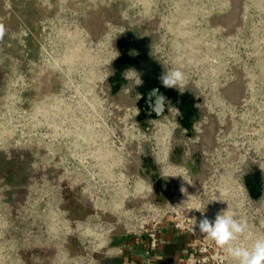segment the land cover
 Wrapping results in <instances>:
<instances>
[{
  "label": "rangeland",
  "instance_id": "obj_1",
  "mask_svg": "<svg viewBox=\"0 0 264 264\" xmlns=\"http://www.w3.org/2000/svg\"><path fill=\"white\" fill-rule=\"evenodd\" d=\"M0 23L6 27L0 41V264H116L103 249L94 252L85 236L56 228L86 219L118 223L112 245L125 240L121 219L90 217L93 210L79 187L50 186L54 213L44 229L40 115L48 98L83 99L93 86L100 92L124 33L151 38L152 55L163 70L180 68L183 89L202 98L193 136H184L175 121L156 122L168 133L174 127V141L199 157L192 178L200 195L208 178L216 185L225 164L242 173L245 161L264 162V143L260 152L249 151L254 140H264V0H0ZM124 90L114 96L113 141L131 152L130 171L140 176L144 158L158 168V143L152 135L144 142L131 136L136 122L118 118L132 117L136 109L134 95ZM169 137L163 144L168 146ZM8 187L11 195L2 192ZM251 205L244 204L238 218L249 224L248 246L264 235V195ZM75 207L86 214L76 216Z\"/></svg>",
  "mask_w": 264,
  "mask_h": 264
},
{
  "label": "built area",
  "instance_id": "obj_2",
  "mask_svg": "<svg viewBox=\"0 0 264 264\" xmlns=\"http://www.w3.org/2000/svg\"><path fill=\"white\" fill-rule=\"evenodd\" d=\"M109 76L110 72L103 77L106 86L101 87L100 92L93 86L86 98H75L74 94L67 99L57 98L53 103L54 100L50 98L44 102L40 115L44 151L41 163L44 172V229L48 230V219L54 213L49 209L50 186L56 184L58 190L74 186L79 187L82 198L91 206L93 211L90 217L121 219L119 224L126 238L115 246L110 236L117 230L118 223H98L86 219L73 221L72 225L66 226L64 222L56 225L62 233H78L88 238L86 242L94 252L103 249L105 256L120 259L121 264H162L159 252L167 242L168 233L172 232L185 237L186 247L182 252L175 253L168 264H234L222 249L199 233L198 227L194 233L188 219L195 217L199 222L206 216L214 220L218 212L227 208L238 219L244 204L251 208L255 201L248 196L236 168L229 165L221 174H216V185L212 186L208 178L202 186L204 194L200 195L188 169L169 161L167 145L166 156L159 157L158 145L155 152L157 173L160 179L166 181V186L160 187L167 190V195L159 198L158 188L150 177L130 171L129 160L133 159L131 152L124 145L120 148L114 146L116 132L111 122L116 102L109 95ZM75 93L79 94L78 90ZM78 104L85 107V110L82 109L84 114ZM121 116L124 120L130 118L136 122L132 123L131 136L144 142L145 138L152 135L158 143L155 132L151 129L145 131L136 121L137 109L132 117L124 113L119 114L118 118ZM149 125L152 127L151 123ZM181 188L185 191L182 192ZM214 198L220 200L211 201ZM77 202L82 203L80 200ZM196 208L203 211V214L194 210ZM12 226L11 231L15 234L16 227L14 224ZM88 264H92V261Z\"/></svg>",
  "mask_w": 264,
  "mask_h": 264
},
{
  "label": "flooded vegetation",
  "instance_id": "obj_3",
  "mask_svg": "<svg viewBox=\"0 0 264 264\" xmlns=\"http://www.w3.org/2000/svg\"><path fill=\"white\" fill-rule=\"evenodd\" d=\"M151 38L138 35L134 32L124 33L119 37L116 41V51L117 55L111 65L110 76L108 79L109 85V95L113 101L114 96L119 93L122 89H125V93L130 97L134 95V105L137 109V117L142 116L149 125V130L155 132L156 136L159 138L162 132L160 131L162 127L161 124H156L161 120L167 118L170 120L177 122V124L183 129L184 136L191 137L195 134V123L201 118L202 111L200 109L202 104V98L196 96L194 93L181 89L179 91L176 88H165L162 83L159 84L157 79L160 80V76L164 72L161 64L158 60L152 55L151 52ZM121 58V64L125 66V68L119 74L117 69L114 67V62ZM116 79V90L113 93V88L109 83V80ZM153 89H158L159 93L162 94L166 98V102L164 103V111L157 118H152L156 115L155 111L145 110L144 113L141 114L140 110L137 108V104L142 102L144 105H154L155 97L149 99V94ZM117 102V101H116ZM121 103V102H118ZM124 104V103H122ZM136 117V118H137ZM182 121L183 123H180ZM192 121V123H190ZM191 124L192 134L191 136L189 131L185 129V126ZM157 127V128H156ZM256 126H253L254 129ZM143 128V127H142ZM237 127L236 132L234 133L237 137H239L240 129ZM144 129V128H143ZM174 127L171 131H169L168 135V151H169V161L180 163L182 166L186 167L191 175L195 173L198 169L199 157L192 151L191 148H187L185 145L177 144L174 141ZM164 133H167L165 129H163ZM228 132V130L226 131ZM239 143V142H238ZM264 140L252 142V146L250 148V152L255 154L256 152H260L263 148L262 145ZM183 150L185 153V158L182 160L180 157V153ZM29 165H32L31 163ZM228 166V164H225ZM230 165V164H229ZM233 167L236 166L233 164ZM242 173H238L243 181L245 189L248 193V196L252 199V195H258V199L254 201H258L264 195V162L258 161L257 158H252L248 161H245L242 165ZM141 174L144 176H150L157 173V168L150 165L149 162L144 161V167L140 170ZM211 172H208L210 174ZM31 180V178L29 179ZM252 187L255 191L253 194L248 192L246 187V183ZM11 188L3 189V193L10 192Z\"/></svg>",
  "mask_w": 264,
  "mask_h": 264
},
{
  "label": "clouds",
  "instance_id": "obj_4",
  "mask_svg": "<svg viewBox=\"0 0 264 264\" xmlns=\"http://www.w3.org/2000/svg\"><path fill=\"white\" fill-rule=\"evenodd\" d=\"M5 34L6 27L0 23V41H3ZM160 81L165 88H176L181 91L185 86L186 75L180 68L169 69L162 73ZM152 97L156 99L155 104H150V107L159 115L163 111L166 98L158 89H153L149 94L150 101ZM181 191L184 192L185 189L181 188ZM217 199L220 200L214 198L211 201ZM194 210L203 214L199 208ZM188 222L194 233L198 227L199 233L222 249L234 264H264V235L252 239L250 246L243 243V240L252 238L249 224L247 220L237 219L228 208L218 212L214 220H209L205 216L199 222L195 217L188 219Z\"/></svg>",
  "mask_w": 264,
  "mask_h": 264
},
{
  "label": "water",
  "instance_id": "obj_5",
  "mask_svg": "<svg viewBox=\"0 0 264 264\" xmlns=\"http://www.w3.org/2000/svg\"><path fill=\"white\" fill-rule=\"evenodd\" d=\"M113 65H114V67L117 69V71H118L119 74H120L121 71L125 68V66H123V65L121 64V58H118V59L114 62ZM117 81H118V80H116V79H111V80H109V83L111 84V86H112V88H113V91H112L113 93H115L114 91H115L116 88H117V87H116ZM156 81H158V83L161 84V81H160V80L157 79ZM114 82H115L116 84H114ZM137 108L140 110L141 114L144 113L145 110H151V111H154L153 108L150 107V105H149V106H148V105H144L142 102H140V103L137 104ZM163 111H164V106H163ZM163 111H162V112H163ZM162 112H161L159 115L156 113V115H154L152 118H154V119L157 118L158 116H160V115L162 114ZM136 121L141 125V127L144 128L145 131H148V130H149V124L147 123V121H146L142 116H138V117L136 118ZM180 123H183V122L180 121ZM190 123H192V121H191ZM190 123H189V125L185 126V129L188 130L189 133H190L189 136H191V134H192V132H193ZM149 160H150L149 158L144 159L145 162H149ZM149 177H150L151 181L155 183V186L158 188V195H159V198H161V195H165V196H166V195H167V190H166L165 188H161V187H160V186H162V187L166 186V181L163 180V179H160L159 176H158V173H156V174H154V175H150ZM245 184H246V187H247V189H248V192H249L250 194H253L255 191L252 189V187L249 186V185L247 184V182H246ZM252 197H253L254 200H257V199H258V195H252ZM169 262H171V261H169ZM169 262H168V263H169ZM168 263H165V264H168Z\"/></svg>",
  "mask_w": 264,
  "mask_h": 264
},
{
  "label": "crops",
  "instance_id": "obj_6",
  "mask_svg": "<svg viewBox=\"0 0 264 264\" xmlns=\"http://www.w3.org/2000/svg\"><path fill=\"white\" fill-rule=\"evenodd\" d=\"M167 242L163 245L162 250L159 252V256L162 259V264L168 263L174 257L175 253L182 252L186 247V239L183 236H177L172 232L168 233ZM116 264H121L120 259H116ZM165 261V262H164Z\"/></svg>",
  "mask_w": 264,
  "mask_h": 264
},
{
  "label": "bare ground",
  "instance_id": "obj_7",
  "mask_svg": "<svg viewBox=\"0 0 264 264\" xmlns=\"http://www.w3.org/2000/svg\"><path fill=\"white\" fill-rule=\"evenodd\" d=\"M162 132V134L160 135V137L158 138V145H160L159 147V157H164L166 156L167 154V147L165 144H163L166 136L168 135V132L167 133H164L163 129L160 130Z\"/></svg>",
  "mask_w": 264,
  "mask_h": 264
},
{
  "label": "trees",
  "instance_id": "obj_8",
  "mask_svg": "<svg viewBox=\"0 0 264 264\" xmlns=\"http://www.w3.org/2000/svg\"><path fill=\"white\" fill-rule=\"evenodd\" d=\"M72 212L78 217H82L86 214V211L80 207H75V209H73ZM117 242H118L117 240L114 241V243H117Z\"/></svg>",
  "mask_w": 264,
  "mask_h": 264
}]
</instances>
